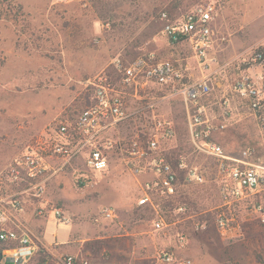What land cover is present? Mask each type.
<instances>
[{
    "label": "rangeland",
    "instance_id": "374dc122",
    "mask_svg": "<svg viewBox=\"0 0 264 264\" xmlns=\"http://www.w3.org/2000/svg\"><path fill=\"white\" fill-rule=\"evenodd\" d=\"M205 5H215L219 11L216 33L226 39L220 47L222 60L235 59L264 43V0H0V177L4 187L0 197L11 195V189L28 188V184L9 181L10 163L29 151L47 129L74 121L90 105L94 90L89 81L104 73L112 75L115 82L121 81L115 70L118 61L127 66L151 54L158 60L179 58L183 68L174 64L183 71V83L196 80L199 73L192 50L185 43L171 45L162 32L159 14L167 9L178 18ZM238 72L234 67L215 81L210 104L229 91ZM137 82V86L125 89L130 111L156 105L145 116L120 123L110 136L128 144L151 132L155 119L172 121L175 137L161 143L162 151L173 161L183 154L207 169V182L201 186L186 185L184 177L180 178L184 183L180 195L200 190L207 227L197 236L218 243L215 215L221 200L214 181L215 161L193 154L183 98L170 96L152 81L141 78ZM217 140L229 154L261 144L257 124L243 114ZM110 154L109 170L88 174L82 184L78 179L86 175L83 157L52 177L43 196L33 197L32 192L21 195V214L28 211L30 218L22 227L41 241L33 264H65L68 258L73 259L72 264H118L121 256L141 241L143 231H154L156 216L138 206L142 192L125 166V154L118 149ZM59 165L57 161L55 167ZM160 204L168 222L183 220L184 216L175 213L176 203ZM106 207L114 208L116 217L96 222ZM41 208L68 209L71 222L60 223L52 215L42 217L38 213ZM242 209L253 215L252 206ZM175 229L156 235L175 239ZM263 235L259 231L235 249L237 264H264Z\"/></svg>",
    "mask_w": 264,
    "mask_h": 264
},
{
    "label": "built area",
    "instance_id": "2783aa9c",
    "mask_svg": "<svg viewBox=\"0 0 264 264\" xmlns=\"http://www.w3.org/2000/svg\"><path fill=\"white\" fill-rule=\"evenodd\" d=\"M218 17L215 5L197 6L178 18L171 17L167 11L159 14L162 32L168 41L173 45L185 43L192 50L199 73L196 80L183 83V71L174 62L158 60L152 54L127 66L118 61L115 70L121 75L119 83L106 73L89 81L94 90L90 105L74 121H65L47 129L29 151L12 160L7 171L9 181L29 186L0 197V242L6 245L1 250L0 264H33L41 241L13 222L24 211L20 197L28 192L36 198L43 196L47 182L66 165L82 157L86 175L79 176L80 184L88 180V174L109 170L110 151L118 149L125 154V166L137 179L142 192L138 206L149 209L156 216L155 232L172 226L161 212V202L175 201L184 183L201 186L207 182L204 166L192 163L183 154L175 158L177 163L174 165L163 153L161 143L173 139L176 133L170 120L155 119L151 132L138 135L128 144L110 136L120 123L145 116L155 107L156 104H148L133 111L129 109L125 89L137 86V80L141 78L165 88L172 97L183 98L193 154L215 161L214 181L221 200L215 215L218 230L227 233L239 226L236 212L241 206H252V214L264 225V43L235 59L222 60L220 47L223 48L226 39L216 33ZM234 67L239 72L229 91L218 102L210 104L208 101L215 81ZM242 114L257 124L261 144L229 154L217 137L222 136ZM57 161L61 165L55 167ZM180 173L184 174L183 184L180 183ZM2 188L0 177V191ZM190 211L186 203H176V214L188 217ZM38 213L42 217L52 215L63 224L71 222L65 211L59 208H41ZM115 217L116 210L106 207L95 221ZM206 227L207 222L194 224L197 232L204 231ZM177 237L179 244L185 245L187 235L179 232ZM178 262L176 251L166 248L155 255L151 264ZM72 263V258L65 262ZM179 263L192 264L190 260Z\"/></svg>",
    "mask_w": 264,
    "mask_h": 264
},
{
    "label": "crops",
    "instance_id": "0c3cea01",
    "mask_svg": "<svg viewBox=\"0 0 264 264\" xmlns=\"http://www.w3.org/2000/svg\"><path fill=\"white\" fill-rule=\"evenodd\" d=\"M173 62L180 63V59L175 58ZM179 67L183 68V64L180 63ZM184 72L188 71L186 70ZM12 193L13 189L11 190ZM242 211V206L237 209L236 213L238 214L239 226L234 230L221 233L216 227L219 237L218 243H213L211 240L204 241L197 236L200 232L195 231L194 224L196 222H206L207 220L205 218L198 220V216L200 215L196 214H190L188 217H184L182 221L171 223V227L174 229L175 225H180L178 226L179 229L177 227L174 230L175 239H172L167 234L157 237L156 233L158 232L151 230L143 231L141 233L143 234V237L140 238L141 241L139 242L138 240L137 246H131L125 252V255L121 256V262L118 264H151L155 255L161 250V246H168V249H174L179 262L190 260L192 264H237V261L235 262V249L242 244H246L247 242L245 240L252 239L259 231L264 234V225L259 222L258 217L247 213V211ZM65 213L72 214L68 209L65 210ZM29 221L30 218L27 211L24 214H20L13 222L16 225L23 226L22 222L29 223ZM179 232H187V241L183 246L179 244L178 237L176 238V234ZM242 236L245 238H241ZM105 238L108 239V237L102 239ZM179 262L177 264H180Z\"/></svg>",
    "mask_w": 264,
    "mask_h": 264
},
{
    "label": "trees",
    "instance_id": "16d2710c",
    "mask_svg": "<svg viewBox=\"0 0 264 264\" xmlns=\"http://www.w3.org/2000/svg\"><path fill=\"white\" fill-rule=\"evenodd\" d=\"M165 11H167L172 17V14L167 9ZM172 162L174 165H176V163H177L176 160L175 161L172 160ZM183 177H184V174L180 173V178H183ZM177 202L178 203L179 202L180 203H186L191 209L190 214L200 215V216H198V220H202L205 218V216L203 214V213H205L204 212L205 209L202 206L203 203H202L200 190H193L191 192H188V191L182 192V194L175 201H166V205H173ZM140 208H143V207H140ZM1 244L2 243L0 242V250L4 248L1 246ZM44 262L45 261L42 260V263H44Z\"/></svg>",
    "mask_w": 264,
    "mask_h": 264
}]
</instances>
